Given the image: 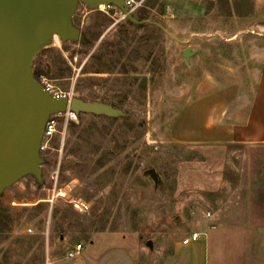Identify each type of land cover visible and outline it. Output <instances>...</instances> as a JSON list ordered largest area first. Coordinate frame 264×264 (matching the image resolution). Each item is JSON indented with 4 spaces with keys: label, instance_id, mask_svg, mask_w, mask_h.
Wrapping results in <instances>:
<instances>
[{
    "label": "rangeland",
    "instance_id": "1",
    "mask_svg": "<svg viewBox=\"0 0 264 264\" xmlns=\"http://www.w3.org/2000/svg\"><path fill=\"white\" fill-rule=\"evenodd\" d=\"M131 9L150 22L80 3L73 20L87 41L55 36L37 54L33 68L55 91L123 113L57 115L58 133L42 150L44 183L28 175L0 194V264H47L49 254L96 232L134 236L147 264L186 225L228 221L264 204V148L174 138L207 64L236 68L244 87L256 82L264 0H133ZM60 188L90 209L48 202Z\"/></svg>",
    "mask_w": 264,
    "mask_h": 264
},
{
    "label": "crops",
    "instance_id": "2",
    "mask_svg": "<svg viewBox=\"0 0 264 264\" xmlns=\"http://www.w3.org/2000/svg\"><path fill=\"white\" fill-rule=\"evenodd\" d=\"M178 141L204 145L264 148V65L252 88L238 70L211 62L203 68L174 127ZM264 204H253L228 221L186 225L147 264H264ZM236 212V211H235ZM200 238L185 244L193 233ZM183 234V235H182ZM76 244L47 264H142L139 241L125 234L96 232L74 256Z\"/></svg>",
    "mask_w": 264,
    "mask_h": 264
},
{
    "label": "water",
    "instance_id": "3",
    "mask_svg": "<svg viewBox=\"0 0 264 264\" xmlns=\"http://www.w3.org/2000/svg\"><path fill=\"white\" fill-rule=\"evenodd\" d=\"M80 3L115 6L134 24L150 22L141 19L127 0H0V194L28 175H34L40 186L44 183L41 148L52 115L123 113L105 102L56 97L36 77L34 60L55 36L63 42L87 41L73 20ZM193 54L191 47L183 51L186 59ZM149 172L156 176L154 169Z\"/></svg>",
    "mask_w": 264,
    "mask_h": 264
},
{
    "label": "built area",
    "instance_id": "4",
    "mask_svg": "<svg viewBox=\"0 0 264 264\" xmlns=\"http://www.w3.org/2000/svg\"><path fill=\"white\" fill-rule=\"evenodd\" d=\"M127 3L132 8L133 0H127ZM40 81L43 83V85L46 87V89L48 91H50L54 96H56V97L69 96L65 92L55 91L54 88L51 86V84L46 82L43 77L40 78ZM67 114H69L71 117H73L72 116L73 114L76 115L74 112H70V111H68ZM57 115L58 114L52 115L46 124L41 150L47 149L52 138L58 133ZM74 117H76V116H74ZM58 198L66 199L70 204H72L79 211L87 212L90 209V205L88 202H86L85 200H82V199H78V198H70V196L68 195V192L66 190H64L63 188L56 189L55 192L53 193V195L47 196L46 199L48 202L53 204L56 201V199H58ZM27 205H29V204H26V206ZM30 231H32V229H30ZM200 235H201V233L195 232L189 238L184 239L183 242L185 244H187L192 240H197L200 238ZM82 248H83L82 243L77 244L75 247V251L71 252L70 256H74L79 251H81Z\"/></svg>",
    "mask_w": 264,
    "mask_h": 264
},
{
    "label": "trees",
    "instance_id": "5",
    "mask_svg": "<svg viewBox=\"0 0 264 264\" xmlns=\"http://www.w3.org/2000/svg\"><path fill=\"white\" fill-rule=\"evenodd\" d=\"M148 2H152V0H148ZM141 17V16H140ZM129 22H131L130 20H129ZM35 71V74H36V77L40 80V78L42 77V75H44V71L43 70H41V69H35L34 70Z\"/></svg>",
    "mask_w": 264,
    "mask_h": 264
},
{
    "label": "bare ground",
    "instance_id": "6",
    "mask_svg": "<svg viewBox=\"0 0 264 264\" xmlns=\"http://www.w3.org/2000/svg\"><path fill=\"white\" fill-rule=\"evenodd\" d=\"M100 6H101V7H104V4H101ZM56 39H57V41H58V36H56ZM72 116L74 117V116H76V115L73 114Z\"/></svg>",
    "mask_w": 264,
    "mask_h": 264
}]
</instances>
